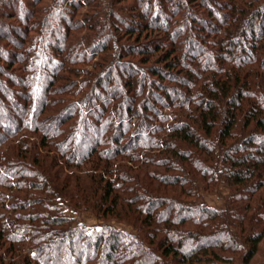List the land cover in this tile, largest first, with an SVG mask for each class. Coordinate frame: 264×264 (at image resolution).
Instances as JSON below:
<instances>
[{
	"label": "trees",
	"instance_id": "16d2710c",
	"mask_svg": "<svg viewBox=\"0 0 264 264\" xmlns=\"http://www.w3.org/2000/svg\"><path fill=\"white\" fill-rule=\"evenodd\" d=\"M82 1L0 31V264H264V0Z\"/></svg>",
	"mask_w": 264,
	"mask_h": 264
},
{
	"label": "rangeland",
	"instance_id": "374dc122",
	"mask_svg": "<svg viewBox=\"0 0 264 264\" xmlns=\"http://www.w3.org/2000/svg\"><path fill=\"white\" fill-rule=\"evenodd\" d=\"M54 0H0V31H4L5 29L9 30L10 32L16 33L17 31H19V28H21L22 30H26L25 28H23V26H25V24L28 26L29 24L32 23H38V21L40 20L41 17H45V12L50 9V7L52 6ZM90 2L91 4H94V0H83L82 4H84L85 2ZM115 0H113L114 2ZM116 2V1H115ZM64 7V6H63ZM117 6H115V8H111L113 9L115 12H117L118 14L120 13V15L122 16V18H126V16H124V14H126V11H118L116 10ZM28 11L29 18L27 22L24 21H20L18 16H24L25 12ZM73 12V13H72ZM92 12V9L90 8H80V5L78 6V11H71V12H67L68 17L71 20H77V18H79V15H86V16H90V18L88 19V25L91 24L88 28H83L82 30L78 31L76 33V35H91V34H95V32L91 31L90 28L95 27L94 20H91V17L96 16L98 14H93L90 15ZM108 13L110 14V10L109 7H106V15H108ZM2 14V15H1ZM105 11H101L99 13L100 16H104ZM27 15V14H26ZM34 19L32 16H34ZM124 16V17H123ZM60 22H63V27L67 24V22H64V19H62ZM116 22L118 24H120L121 26L124 25L122 24L118 18H116ZM133 20L130 21L129 20V24H133ZM100 24V22H99ZM98 24V25H99ZM131 24V25H132ZM97 25V26H98ZM17 26V28H16ZM57 29L62 31L63 29L61 28V25L58 24ZM96 28V27H95ZM97 30L100 31V33H112L108 30H110V27H108L107 29L104 28H99V26L97 27ZM6 40H2L0 39V47L1 48H14L15 46L13 44H11L10 42L7 44ZM112 46V45H111ZM1 61V58H0ZM81 67L83 69H92V63L90 65H85L82 64ZM63 75H61V77L59 78V80L57 81L58 86H63L67 83V80L71 79L72 76L71 74L68 72H63ZM22 103H24V101H21ZM55 112H49L46 113V115L43 117L45 120L44 122L50 120V118H52V115H54ZM203 188V186H202ZM201 193V199L203 202L207 203L209 206H212L216 209H222L224 204H225V200L227 195L229 194V189L228 187L221 183L218 186L215 187H211L208 192L203 191V189L200 191ZM67 215H70L74 218H76L79 222H83L84 224L90 226L93 229H99L102 226V222L99 221L93 214L91 213H76L72 210H67L66 211ZM113 225L125 229L127 231H132V227H129L125 224H118L115 221L112 222ZM260 260H262L260 258Z\"/></svg>",
	"mask_w": 264,
	"mask_h": 264
}]
</instances>
